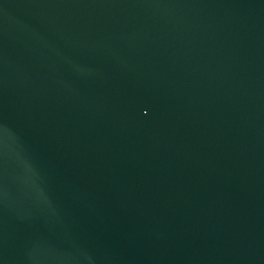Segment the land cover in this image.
Listing matches in <instances>:
<instances>
[{"label": "water", "instance_id": "95a60500", "mask_svg": "<svg viewBox=\"0 0 264 264\" xmlns=\"http://www.w3.org/2000/svg\"><path fill=\"white\" fill-rule=\"evenodd\" d=\"M264 0H0V264H137Z\"/></svg>", "mask_w": 264, "mask_h": 264}]
</instances>
